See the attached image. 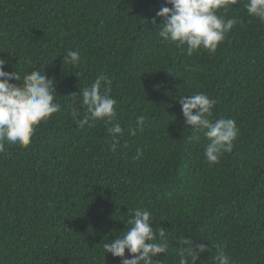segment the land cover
Wrapping results in <instances>:
<instances>
[{
  "label": "trees",
  "instance_id": "16d2710c",
  "mask_svg": "<svg viewBox=\"0 0 264 264\" xmlns=\"http://www.w3.org/2000/svg\"><path fill=\"white\" fill-rule=\"evenodd\" d=\"M247 2L218 10L238 23L215 52L188 56L158 35L164 0H0L5 71H45L62 106L29 146L0 154V264H121L103 245L137 208L165 228L168 251L153 264H179L184 237L209 249L195 264H217L219 250L232 264H264V21ZM69 50L80 52L76 68L63 63ZM99 75L112 81L125 130L116 138L112 124L80 129L71 114V94ZM201 92L217 101L213 120L239 129L218 163L178 100Z\"/></svg>",
  "mask_w": 264,
  "mask_h": 264
},
{
  "label": "clouds",
  "instance_id": "9594fccd",
  "mask_svg": "<svg viewBox=\"0 0 264 264\" xmlns=\"http://www.w3.org/2000/svg\"><path fill=\"white\" fill-rule=\"evenodd\" d=\"M164 3L172 7L162 5L157 12V17L162 18L156 27L159 29L158 35L164 42L175 44L188 56L201 49L215 52L238 23L236 18L218 14V10L223 9L226 13L228 7L239 3V0H164ZM243 7L249 16L264 21V0H248ZM152 24L156 25L155 18ZM80 60L78 50H69L64 55L63 63L67 62L76 68ZM6 63L8 61L0 58V154L6 151L8 145L15 144L21 148L29 146L36 127L62 111L61 104L56 100L54 78H49L45 71L39 70H32L21 77L16 70L5 71ZM111 85L112 81L107 76L99 75L79 93L71 94V114L80 129L91 128L96 121H105L112 124L107 128L109 135L116 138L124 134L121 124L116 122L117 101L111 96ZM178 100L185 125L202 132L208 141L204 149L207 161L218 163L224 153L232 151L233 142L239 135L235 120H213L217 101L205 93L181 96ZM78 105L83 106L82 118H78ZM142 121L143 117L139 118V123ZM129 131L132 135L136 134L135 129ZM192 139L198 141L200 137L194 136ZM115 147L114 143L113 150ZM153 223L150 211L135 209L126 221L124 234L104 243L105 255L111 253L113 257H120L121 264H153L156 261L153 257L166 254L169 247L165 228L159 225L154 228ZM196 241L185 237L179 241V264H188L187 257H191L195 264L198 254L209 250L205 244ZM126 249L131 258H125ZM214 259L217 264H232L223 250H219Z\"/></svg>",
  "mask_w": 264,
  "mask_h": 264
}]
</instances>
